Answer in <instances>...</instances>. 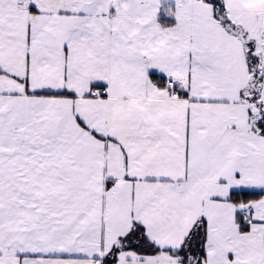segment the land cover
Masks as SVG:
<instances>
[{"label": "snow or ice", "instance_id": "snow-or-ice-1", "mask_svg": "<svg viewBox=\"0 0 264 264\" xmlns=\"http://www.w3.org/2000/svg\"><path fill=\"white\" fill-rule=\"evenodd\" d=\"M0 264H264V0H0Z\"/></svg>", "mask_w": 264, "mask_h": 264}]
</instances>
